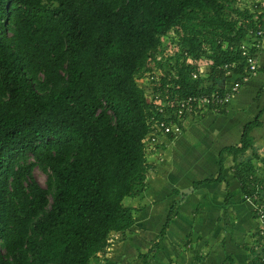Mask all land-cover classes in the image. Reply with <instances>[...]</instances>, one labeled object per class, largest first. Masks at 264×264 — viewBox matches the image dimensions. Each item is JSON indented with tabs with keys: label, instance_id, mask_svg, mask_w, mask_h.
<instances>
[{
	"label": "trees",
	"instance_id": "1",
	"mask_svg": "<svg viewBox=\"0 0 264 264\" xmlns=\"http://www.w3.org/2000/svg\"><path fill=\"white\" fill-rule=\"evenodd\" d=\"M255 14L238 0H0V264H91L113 234L127 237L137 209L123 200L146 187L152 151L137 79L161 70L172 93L222 91L245 72ZM170 31L179 50L164 45ZM263 113L220 150L217 177L231 156L241 190L259 198L251 132Z\"/></svg>",
	"mask_w": 264,
	"mask_h": 264
},
{
	"label": "crops",
	"instance_id": "2",
	"mask_svg": "<svg viewBox=\"0 0 264 264\" xmlns=\"http://www.w3.org/2000/svg\"><path fill=\"white\" fill-rule=\"evenodd\" d=\"M263 106L264 38L256 75L223 115L204 111L189 116L181 134L162 138L150 151L146 187L123 200L137 209L130 233L124 238L113 234L91 264H255L251 242L258 223L231 156L224 159L223 180L217 177L220 150L239 142L243 125ZM260 120L251 132L254 144L264 129V113Z\"/></svg>",
	"mask_w": 264,
	"mask_h": 264
},
{
	"label": "built area",
	"instance_id": "3",
	"mask_svg": "<svg viewBox=\"0 0 264 264\" xmlns=\"http://www.w3.org/2000/svg\"><path fill=\"white\" fill-rule=\"evenodd\" d=\"M251 2L256 14L253 18V28L248 30L250 40L241 42L239 46L241 55L245 58V72L235 76L228 83L225 81L222 91L213 90L208 93L198 92L197 94L181 96L177 92L172 93L170 87H173V84L167 82L164 86L160 85L163 74L161 70H156L153 75H145L148 76L150 82L154 81L153 86H160L154 92L148 91L146 95V101L151 104L153 110L151 130L146 136L147 146L150 150H156V146L162 138H175L181 134L185 120L189 116L207 110L219 112L226 109L242 86L256 75L258 55L264 38V0H251ZM233 67H235L234 63H227L221 66L220 69L225 71V75L230 76L233 74ZM205 71L206 62L201 63L196 70L192 71L191 78L196 79L199 73ZM245 197L252 200L255 218L258 223V228L251 242L255 252L254 261L255 264H264V198H259L256 195L252 197L245 195ZM112 237L109 238V243L112 241Z\"/></svg>",
	"mask_w": 264,
	"mask_h": 264
},
{
	"label": "rangeland",
	"instance_id": "4",
	"mask_svg": "<svg viewBox=\"0 0 264 264\" xmlns=\"http://www.w3.org/2000/svg\"><path fill=\"white\" fill-rule=\"evenodd\" d=\"M251 5H252L251 0H238V6L241 8L242 7L251 8ZM164 40H165L164 45L170 43V46L167 47L179 50V45H178L179 38L177 37L174 31H170L168 33V36H166ZM137 82L140 86H142L146 90V92L149 91L148 88L151 89V87L153 86V82H150V80H148V76L139 77L137 79ZM255 146L257 148V153L261 158V162H255L256 176L263 179L264 181V129H260L258 138L255 141ZM248 155L251 156V152H248ZM30 160H33V158H30ZM33 174L37 182L42 187H46V180H47L46 172H44L39 166H35L33 170ZM125 200H128V198L126 197Z\"/></svg>",
	"mask_w": 264,
	"mask_h": 264
}]
</instances>
